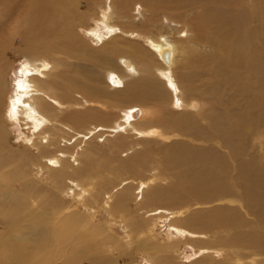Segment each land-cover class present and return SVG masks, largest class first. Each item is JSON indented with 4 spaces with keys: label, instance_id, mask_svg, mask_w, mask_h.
I'll list each match as a JSON object with an SVG mask.
<instances>
[{
    "label": "bare ground",
    "instance_id": "6f19581e",
    "mask_svg": "<svg viewBox=\"0 0 264 264\" xmlns=\"http://www.w3.org/2000/svg\"><path fill=\"white\" fill-rule=\"evenodd\" d=\"M94 1L97 13L92 10L93 0H0V180L7 182L11 181L10 177L6 180L8 176H16L21 182L19 176L23 172L19 170L30 159L27 149L33 147L36 152L31 155L36 158L33 161L36 165L42 159L52 173H59L60 181L66 178L72 183V186H64V182H61L59 186L62 192L76 195L87 209L84 211L94 217L104 195L102 210L108 216H112L116 209L124 212L128 222L123 227L132 237L131 232L135 228L145 226L149 230L151 225L146 216L141 218L130 208L132 193L136 196L134 191L131 192L128 180L116 191L119 192L114 202V191L98 192L89 198L88 189L67 175L89 177L101 174L107 168L119 174L134 172L136 165L147 163L150 150L136 151L127 159L119 160L118 165L111 164L116 148L126 145L135 136L167 139L174 135H191L207 140L219 136L237 157L234 158L239 162L245 200L253 217L247 222L242 219L228 220L222 217L220 210H212L207 215L221 226L249 225L246 234H236L231 242L236 248L249 251L247 256L253 261L264 264V257L257 261L255 258L264 256V0H167L163 4L159 2L155 7L157 10L153 9V15L140 21L138 27L132 10L139 9L138 13H142L144 7L139 5L131 9L133 0H103L100 4ZM82 3L91 12L88 16L86 11L80 10ZM160 7L166 9L168 14L161 16L158 11ZM180 7L192 8L197 12L189 21L192 32L188 28L182 29L187 37L179 36V42H176L171 30L164 29L168 24L163 23L162 19L164 17L165 22L178 24V20L168 15L182 13ZM85 18H88L86 24L82 23ZM100 23L106 25L107 35L100 30L103 26H99ZM149 27H156L159 33L155 34ZM85 28L92 35L90 39L101 44L94 46L88 42L80 32ZM13 31L17 34L14 42H19V47H15L13 39L8 38ZM107 37L111 39L108 46ZM135 38L144 40L148 48L136 45L131 40ZM9 50L18 51L24 56V65L13 86L14 92L16 90L14 100L9 80L14 65L11 64ZM198 81L207 82L205 86L222 103V110L206 107L204 100L193 96L205 88ZM187 94L193 97L188 99ZM136 101L148 105H139ZM14 122L20 125L23 138L32 140L30 146L27 144L29 142H19V146L24 147L22 150L12 148L8 140L7 126L14 125ZM148 122L159 124L146 125ZM67 129L73 133L68 134ZM95 130H103L105 136L113 137L108 139L103 136L105 142L110 141L104 156L101 152L100 155L95 153L91 142L88 141L91 146L84 149L77 141L78 138L79 141L88 138V134L92 135ZM79 146L83 148L81 151L78 150ZM246 146H252V150L255 147L259 158L244 156L248 159H243ZM169 152L171 165L182 166L191 160L203 164L226 163V157L224 159L213 149L187 148L182 143L171 144ZM70 157L77 159V165L80 160L84 161L82 168L74 167ZM99 160L100 166H97ZM11 165L14 166L12 170L6 171L5 168ZM208 167L202 166L197 170L195 167L191 168V171L195 170L191 174H180L179 183L170 189H154L151 200L161 202L180 195L199 196L203 190L220 192L224 189L221 187L225 186L223 180L214 179L218 175L216 169L213 171ZM38 168L42 171L45 167L39 165ZM151 182L152 179L136 182L135 192L142 199ZM8 184L0 182V191L4 189L10 193ZM40 192L41 188H35L32 180H25L22 192H18L10 206L26 210L31 197ZM53 207L52 200L41 202V209L30 208L31 220L13 228L6 235L9 237L0 244V264H51L52 260L60 259L61 254L65 259L62 264L75 262V248L66 250V245H63V241L70 238L68 225L56 226L60 229L54 243L47 237L49 228L43 229L42 234L34 226L33 222L45 220ZM150 215L154 226L161 220L166 223L164 235L167 242L183 238L187 242L201 240V236L205 235V232L193 231L181 225L180 221L185 220L181 211L156 207ZM123 217L122 221L125 220ZM192 217L187 220L191 222ZM17 222L19 219L13 217L6 225L12 227ZM13 233L15 236L11 238ZM42 237L51 244L44 246ZM105 240L117 241L112 236L105 237ZM122 246L124 244L117 246L116 250L121 252ZM153 246L150 243V247ZM220 250L209 246L194 249L197 255L209 260L213 258V253ZM239 250H234L232 254L238 256ZM37 253H43V257L32 261L31 256ZM102 256L100 260L114 263L110 257ZM169 259L172 260V257ZM161 260L150 256V264H161ZM171 264L176 263L172 261Z\"/></svg>",
    "mask_w": 264,
    "mask_h": 264
},
{
    "label": "rangeland",
    "instance_id": "374dc122",
    "mask_svg": "<svg viewBox=\"0 0 264 264\" xmlns=\"http://www.w3.org/2000/svg\"><path fill=\"white\" fill-rule=\"evenodd\" d=\"M99 1V2H98ZM103 0H97V2L100 4ZM119 1V0H118ZM159 2L165 3L167 0H133V4L131 5V9L136 8V6H143L144 11L142 13H138L139 9H133L132 12L134 14V21L136 22L137 27L140 25L139 22L144 20L147 17H150L153 15L154 11L157 10V4ZM95 1L93 0V7L92 10H94L97 13V7L95 5ZM156 4V5H155ZM151 8V9H150ZM154 9V11H153ZM160 9V10H159ZM158 9L159 14L163 16V14L167 15L168 12L163 7H160ZM182 13L173 14L171 13V18H175L179 21L178 24H172L170 22H165V19L163 17L162 22L165 24H168V26H165L164 29L171 30L172 38L176 40V42H179V36H182L183 38L187 37L185 36L186 33L182 32L183 30H186L188 28L191 29L189 26V21L191 18L194 17V14L197 12L195 9H189V8H179ZM199 9V8H198ZM82 12L86 11L85 14L87 16L91 13L87 10V7L85 6V3H82L81 9ZM150 10V11H149ZM152 10V11H151ZM93 13V12H92ZM152 13V14H151ZM183 14V15H182ZM139 15V16H137ZM147 15V16H146ZM159 15V18H160ZM176 15V16H175ZM182 15V16H181ZM136 17V18H135ZM184 18V19H183ZM88 19V18H87ZM87 19L81 20L82 23L87 22ZM119 21V20H117ZM160 21V20H159ZM164 24V25H165ZM103 25V26H102ZM171 25V26H170ZM88 26V25H86ZM99 26L101 27V31L103 34H106V25L104 23H100ZM167 27V28H166ZM138 29V28H134ZM151 31H153L155 34H158V30L156 27H149ZM181 31L182 33H178ZM14 32V31H13ZM10 33L12 37L9 34L8 38L9 40L13 39L16 40L17 34ZM83 35H85V38L88 42H90L94 46H98L101 44L100 42L94 43L90 38L92 35L86 31L85 29L80 30ZM190 32V31H189ZM192 32V29H191ZM190 32V33H191ZM108 33V32H107ZM189 33V34H190ZM89 34V35H88ZM107 35V34H106ZM128 38V37H125ZM130 39V38H129ZM187 39H190L189 37ZM111 39L107 37L106 46H108ZM134 40L136 45H139L141 47L148 48L145 46V41L140 39H131ZM119 41H121L119 39ZM15 43V42H14ZM13 43V44H14ZM145 44V45H144ZM19 42L15 43V47H19ZM120 50V48H119ZM9 58L11 61V64L14 65V72L12 76L10 77V83L12 84V90L11 92H14V83L19 78L20 70L22 66L24 65V56L20 54L18 51H10L9 50ZM185 55V54H184ZM152 58V56H151ZM26 63V62H25ZM17 69V70H16ZM16 70V71H15ZM174 70H177L176 67H174ZM11 73V71H10ZM109 82V81H108ZM199 85H202V87L207 84V82L200 83L202 81H198ZM205 83V84H204ZM109 89V88H108ZM110 91V90H109ZM211 89L208 86H205L201 90V92H198V94L193 95L199 100H204L206 107L211 108L212 106L215 107L217 110H222V103L217 99L216 97L212 96L209 92ZM112 92V91H111ZM15 93L12 98V100L15 99ZM125 95H122L121 97H124ZM188 99H190V94L186 95ZM102 98V97H101ZM105 99V98H103ZM106 100V99H105ZM135 103V102H134ZM139 105H148V104H142L139 101H136ZM127 105L126 103H124ZM165 107V106H164ZM155 108L161 109L158 106H155ZM14 120V119H13ZM15 123V122H14ZM157 122H148L145 123L146 125H154L156 126ZM159 123H157L158 125ZM88 127H90V123L88 124ZM8 131V140L12 146V148L16 150H22L24 147L19 146V142L23 140L25 144H29V146L32 143L31 139L23 138V134H21V127L20 125H14L9 124L7 126ZM68 130V129H67ZM85 133L86 129H82ZM91 134H88V138H83L81 141H79V138L77 141L81 146L86 149L91 142V145H93L94 151L97 155H100L101 152L102 156H104L108 152V146L107 144L110 141L103 140L105 136V131H97ZM68 134H72L73 131L68 130ZM67 134V135H68ZM104 136V137H103ZM135 136V135H132ZM22 137V138H21ZM100 137L102 139H100ZM108 139H113L107 136ZM147 138V139H146ZM145 139L144 137L135 136L130 138L128 143L124 146H121L119 148H116L114 151V154H112V164L111 165H118L119 160H125L128 157H130L133 153H136V151H141L144 149L150 150V157L147 163L139 164L135 166V170L133 171H125L121 172L120 174L115 172L113 169L107 168L105 169L101 174L96 173L92 176H81L82 174H77L76 176H70L67 175V177H71L75 179L76 181H80V183L88 189L90 192L89 198L93 197L96 193H111L114 191L112 195H115L113 197V200L115 202V198L117 196L116 192L123 184L129 183L131 184V192L134 191L135 196H131V204L130 208L134 209L135 213L139 214V217H145L150 222V228L148 230V227L142 226L139 228H135L134 232L132 234V237L127 235V232L123 225L124 223L128 222V218L125 215L124 212H120L118 209H116L115 213L112 211V216H108L106 211L102 210L103 197L102 195V202L100 204V207H97L96 209L98 212L96 213V216H92L89 212L87 213L84 210H87L84 206H82L80 200L77 198L76 195H69L68 193L62 192L60 190L61 182L62 185H71L72 183L69 182L66 178L60 181V175L58 172H51L48 168H46L45 161L37 160L38 165H36L33 161L36 160L34 156L31 154H35L36 150L33 147H30L27 149V152L30 153L28 157V163L24 165L23 169L19 170L23 173L20 174L19 178L21 179V182L17 180L14 176H8L6 180L11 179L9 182V187L11 188V192L8 193L6 190L0 191V244L4 242V239L7 234L11 232L13 228L16 226H20L23 223L29 222L32 218L30 208L32 209H41L40 204L49 202L53 200V211L52 213L45 219V220H39L34 223V226L41 230V233L43 234V229L49 228L50 232H48V238L51 240L52 243L56 241L58 230L60 227L56 226H63L68 225L71 229L70 238L66 241H63V245H66V250H70L71 248H75L76 259L75 262L71 264H108L106 260L102 259L100 260V257L103 258L102 255L107 256L109 259H113V264H150V256H153L156 260H161V264H171L173 261L176 264H259L247 254L249 251L245 250L244 248H236L235 245L231 242L232 239L236 234L239 233H245L246 229L249 230V225H240V226H221L218 224L216 220L213 218L208 217V213L212 210H220L221 215L223 218L226 219H235L244 220L247 222L249 219H252V214L249 213V206L247 205V202L245 200V192L243 183L240 179V169H239V162L237 163L235 157L236 155L233 154L232 151H230L229 147L226 146L223 139L219 136L213 138V139H203L194 137L191 135H174L169 138H162L160 139V136H147ZM87 141V143H85ZM89 141V142H88ZM173 143H182L187 146V148H198V149H213L218 154H222L221 157H226L224 165L216 164V163H210L204 162L205 164L201 163V161H194L191 160L190 163L179 165V164H169V155H170V147ZM85 144V145H84ZM72 145V144H71ZM90 145V146H91ZM96 145V146H95ZM135 145V147L133 146ZM81 146L78 147V150L81 151L83 148ZM168 147V148H167ZM19 148V149H17ZM130 148V149H128ZM98 149V150H97ZM169 149V150H168ZM77 150V148H76ZM103 151V152H102ZM230 152V153H229ZM246 154V155H245ZM254 154V155H253ZM220 155H216L219 157ZM229 155V156H227ZM232 155V156H231ZM31 156V157H30ZM101 156V157H102ZM215 156V155H214ZM213 156V157H214ZM251 159L252 157L259 158V155L256 152V148L252 146H246L243 154V159L247 160L248 157ZM251 156V157H250ZM73 157V156H72ZM72 157H70V161L73 163V166L76 168H82L84 165V161L80 164L76 160H73ZM232 159H229V158ZM235 157V158H234ZM216 158V157H214ZM234 158V159H233ZM73 160V161H72ZM238 160V159H237ZM232 161V162H231ZM239 161V160H238ZM101 160L97 161L96 165L100 166ZM44 163V165H43ZM75 163V164H74ZM195 164V165H194ZM203 164V165H201ZM207 164V165H206ZM42 165L45 168L41 171L38 166ZM189 165V166H188ZM181 166V167H180ZM202 166L210 167L211 170L215 171L218 175L211 176L214 179L223 180V184L225 186L221 187L224 188L221 189L220 192H212L203 190L199 196L198 195H188L183 196L180 195L176 199L170 198L165 201L161 202H154L151 200V194L154 189L156 188H163L164 190L172 188L175 184L177 185L181 179L180 174H191L192 171H195L197 169H200ZM14 166H8L5 168L6 171L12 170ZM196 167V169H195ZM208 167V168H209ZM184 168V169H183ZM191 168H194L191 171ZM184 171H183V170ZM188 169V170H185ZM182 170V171H181ZM190 170V171H189ZM181 171V172H180ZM51 172V173H50ZM47 173V174H45ZM222 174V175H221ZM75 175V174H72ZM13 178V179H12ZM1 179V176H0ZM150 180L152 179L153 182L150 183L149 190L145 192V195L143 199L141 198V195L139 196V193L136 194L135 186L137 185L136 182L138 180ZM29 181L32 180L35 183V188H41V192L39 195H34V197H31L29 208L26 210H18L12 208L10 205L13 202L14 198L17 196L18 192H22L23 190V181ZM128 180V181H127ZM1 183H7L5 180H0ZM56 182V183H55ZM59 184H58V183ZM97 185L95 186V184ZM128 185V184H127ZM229 185V187H228ZM2 188H0L1 190ZM133 189V190H132ZM54 194V198H53ZM51 198H48V197ZM180 197V198H179ZM2 198V199H1ZM140 198L142 200H140ZM108 199V197H107ZM5 202H2L4 201ZM63 203V205H60ZM156 207H167L171 210H177L181 211L182 218L185 220H181L180 224L184 227H189L193 231H199V232H205L204 236H201L203 239H196L191 240L187 242L186 238L175 240L174 242H167L165 241V224L164 222L158 221L156 226H154L152 223L154 220H152V215H150L151 211ZM85 208V209H84ZM106 208V207H105ZM114 208V207H113ZM143 212V213H141ZM183 212V213H182ZM205 214V215H204ZM75 215V216H74ZM116 215V216H115ZM125 219L122 221V217ZM204 215V216H203ZM193 216L189 222L187 218ZM13 217H17L19 219V222L14 224L12 227L6 225L7 222L12 221ZM112 217V218H111ZM196 217V220H195ZM62 219H65L64 221ZM109 220V223H108ZM127 221V222H126ZM185 221V222H182ZM135 222V221H134ZM152 222V223H151ZM247 226V227H245ZM59 228V229H58ZM96 231H100L98 235L95 234ZM135 233V234H134ZM15 236L13 233L10 237L12 238ZM27 236V235H26ZM112 236L115 240V242H107L105 240V237ZM29 237V236H27ZM128 238V241H127ZM129 239H131V242H129ZM185 240L186 242L184 243ZM42 244L45 246L49 243L45 237H42ZM123 241V242H122ZM165 241V242H164ZM117 242V243H116ZM122 242V243H121ZM150 243H153L154 246L150 247ZM118 244V245H117ZM124 244L120 249L121 252L117 251V246ZM164 244H172V246H164ZM147 245V248H146ZM217 247L221 250L218 252L213 253V258L208 259L203 256L197 255L194 251L195 247ZM188 251H187V250ZM186 250V251H185ZM240 251L238 252V256L233 255V251ZM155 253L154 255L152 253ZM248 252V253H247ZM183 253V254H182ZM190 255V257H188ZM197 255V256H196ZM64 254H61V258L57 261L52 260L51 264H62ZM43 257V253H37L33 256H31V260L35 261L39 258ZM169 257H172V260L169 259ZM264 256H256V261L258 258H263ZM61 262V263H60ZM67 262V260H66ZM1 264H5L2 262ZM111 264V263H109Z\"/></svg>",
    "mask_w": 264,
    "mask_h": 264
}]
</instances>
